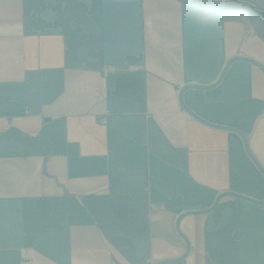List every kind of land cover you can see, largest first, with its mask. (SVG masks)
Segmentation results:
<instances>
[{
    "label": "crops",
    "instance_id": "0c3cea01",
    "mask_svg": "<svg viewBox=\"0 0 264 264\" xmlns=\"http://www.w3.org/2000/svg\"><path fill=\"white\" fill-rule=\"evenodd\" d=\"M252 10L0 0V264H264Z\"/></svg>",
    "mask_w": 264,
    "mask_h": 264
},
{
    "label": "water",
    "instance_id": "95a60500",
    "mask_svg": "<svg viewBox=\"0 0 264 264\" xmlns=\"http://www.w3.org/2000/svg\"><path fill=\"white\" fill-rule=\"evenodd\" d=\"M208 1H211V2H219V3H220V2H225V3H229V4H231L232 6H235V7H241V8H242V7H246V8H250V9H253V10H255V11H258L259 13H261V14L264 15V9H263L260 5H258L257 3H255V2H253V1H251V0H208ZM236 59H243V60H248V61L254 62V63L260 65V66L264 69L263 65H261V64L258 63L257 61H254V60H252V59H250V58H248V57H244V56H238V57H235L234 59H231V60L229 61L228 65H229L233 60H236ZM225 71H226V69H224L222 75L220 76V78L218 79V81H217L215 84H218V83L222 80V78H223V76H224V74H225ZM189 87H200V86H199V85H189ZM186 88H187V87L183 88V89L181 90V94H180L181 103H182V105H183L185 108H187V106L185 105V103H184V101H183V93H184V90H185ZM247 149H249L248 145H247ZM231 194H236V193H231ZM222 196H223V195H221V196L219 197V199H220ZM219 199H218V200H219ZM218 200L216 201V204H217ZM262 203H264V201H263ZM216 204H215V205H216ZM186 214H188V213H185V214H183V215H181V216L179 217L178 222H177V227H178V228H179V225H180V221H181V219H182L183 216H185ZM189 251H190V248H188V251L185 253V255H184L182 258H185V257L189 254ZM157 264H163V263H157Z\"/></svg>",
    "mask_w": 264,
    "mask_h": 264
},
{
    "label": "built area",
    "instance_id": "2783aa9c",
    "mask_svg": "<svg viewBox=\"0 0 264 264\" xmlns=\"http://www.w3.org/2000/svg\"><path fill=\"white\" fill-rule=\"evenodd\" d=\"M117 70L116 66H109L105 69V72L115 71ZM34 256V251L32 248H23L22 249V258L24 260H32ZM146 264H155L154 262H148Z\"/></svg>",
    "mask_w": 264,
    "mask_h": 264
},
{
    "label": "rangeland",
    "instance_id": "374dc122",
    "mask_svg": "<svg viewBox=\"0 0 264 264\" xmlns=\"http://www.w3.org/2000/svg\"><path fill=\"white\" fill-rule=\"evenodd\" d=\"M223 3V2H222ZM218 4V3H217ZM218 5H220V4H218ZM222 5H224V6H227L228 4H222ZM229 6V5H228ZM238 8H241V7H238ZM244 8H246V7H244ZM247 9H249V10H252V9H250V8H247ZM253 11V10H252Z\"/></svg>",
    "mask_w": 264,
    "mask_h": 264
}]
</instances>
